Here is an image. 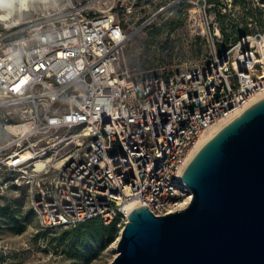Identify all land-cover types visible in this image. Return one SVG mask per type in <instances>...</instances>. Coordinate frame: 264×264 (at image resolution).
<instances>
[{
    "label": "built area",
    "instance_id": "1",
    "mask_svg": "<svg viewBox=\"0 0 264 264\" xmlns=\"http://www.w3.org/2000/svg\"><path fill=\"white\" fill-rule=\"evenodd\" d=\"M8 1L0 3V172L3 187L28 189L43 228L92 218L124 227L132 201L157 216L182 210L193 194L181 176L202 132L264 96V0H249L262 26L222 48L219 0H168L147 15L154 0ZM176 9L200 17L210 56L167 74L131 66L132 36Z\"/></svg>",
    "mask_w": 264,
    "mask_h": 264
},
{
    "label": "water",
    "instance_id": "2",
    "mask_svg": "<svg viewBox=\"0 0 264 264\" xmlns=\"http://www.w3.org/2000/svg\"><path fill=\"white\" fill-rule=\"evenodd\" d=\"M190 161L187 208L132 210L109 264H264V97Z\"/></svg>",
    "mask_w": 264,
    "mask_h": 264
},
{
    "label": "rangeland",
    "instance_id": "3",
    "mask_svg": "<svg viewBox=\"0 0 264 264\" xmlns=\"http://www.w3.org/2000/svg\"><path fill=\"white\" fill-rule=\"evenodd\" d=\"M164 2L168 0H154L145 14ZM217 9L226 12L213 21L214 24L218 21L224 30L218 48L231 37L251 33L263 24L260 10L249 0H219ZM191 14L176 9L170 15L168 10L133 35L126 48L129 64L144 73L167 74L209 57L212 51L209 32L202 33L200 17L193 11ZM16 22L17 28L29 24L26 20ZM3 182L4 173L0 172V264H109L113 260L117 252L113 242L123 228L121 223L113 227V240L104 248L95 245L97 224L93 222L43 228L31 206L28 189L6 188ZM85 238L95 245L90 253L83 250Z\"/></svg>",
    "mask_w": 264,
    "mask_h": 264
},
{
    "label": "bare ground",
    "instance_id": "4",
    "mask_svg": "<svg viewBox=\"0 0 264 264\" xmlns=\"http://www.w3.org/2000/svg\"><path fill=\"white\" fill-rule=\"evenodd\" d=\"M0 3L1 4H4V5H7V6H10L12 5V3L8 0H0ZM2 20H7L8 19V14H3L2 17H1ZM17 20H15L16 22ZM18 23V22H16ZM262 97L264 96H261V94H259L258 96H256V98L252 99V101H257L259 99H261ZM257 99V100H256ZM254 101V103H256ZM253 104V103H252ZM248 106V105H247ZM247 108V107H246ZM245 108V109H246ZM244 109V110H245ZM241 112H243L241 109L236 111L235 114H233L231 117H227V118H222V119H219L217 120L216 122H214L213 124H211L209 126V128H207L205 130V132H202L201 136L199 137L195 147L193 148V151H192V154H191V158L194 157V155L198 152V150L213 136L215 135L223 126H225L230 120H232L233 118H235L236 116H238ZM63 163L62 160H56L55 161V165L56 166H60L61 164ZM190 202V198H187L185 201L182 202L181 206H182V209L184 208H187L188 204ZM139 206V203H137L136 201H132L131 203H129V206H128V214H130V212L132 210H134L135 208H137ZM124 228V227H123ZM122 228V229H123ZM122 229L119 233V235L117 236V239L113 242V246L114 247H117V242L118 240H120L121 238V233H122ZM117 254V252H116Z\"/></svg>",
    "mask_w": 264,
    "mask_h": 264
},
{
    "label": "trees",
    "instance_id": "5",
    "mask_svg": "<svg viewBox=\"0 0 264 264\" xmlns=\"http://www.w3.org/2000/svg\"><path fill=\"white\" fill-rule=\"evenodd\" d=\"M89 222H93L95 224H97V228H96V239H95V245L104 248L107 244H109L112 240H113V234L111 233L113 230V227H115V225L117 223H120L121 220L116 219L113 220V222H111L110 224H104L101 219L99 218H92L91 220H87L85 222L82 223H89ZM95 231V230H94ZM94 244H89V241L87 240V238H85L84 240V247L83 250L88 251L89 253L92 252L94 250L95 247Z\"/></svg>",
    "mask_w": 264,
    "mask_h": 264
},
{
    "label": "snow or ice",
    "instance_id": "6",
    "mask_svg": "<svg viewBox=\"0 0 264 264\" xmlns=\"http://www.w3.org/2000/svg\"><path fill=\"white\" fill-rule=\"evenodd\" d=\"M22 83H23V82H22ZM16 90H18V88H17Z\"/></svg>",
    "mask_w": 264,
    "mask_h": 264
}]
</instances>
